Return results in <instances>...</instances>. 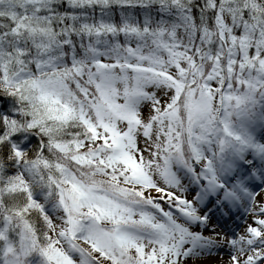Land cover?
I'll list each match as a JSON object with an SVG mask.
<instances>
[{
    "label": "snow or ice",
    "instance_id": "obj_1",
    "mask_svg": "<svg viewBox=\"0 0 264 264\" xmlns=\"http://www.w3.org/2000/svg\"><path fill=\"white\" fill-rule=\"evenodd\" d=\"M257 104L264 0H0V264H264Z\"/></svg>",
    "mask_w": 264,
    "mask_h": 264
},
{
    "label": "rangeland",
    "instance_id": "obj_2",
    "mask_svg": "<svg viewBox=\"0 0 264 264\" xmlns=\"http://www.w3.org/2000/svg\"><path fill=\"white\" fill-rule=\"evenodd\" d=\"M229 120L231 125L237 131L246 129L256 139L260 140L261 134H264V119H261V114H264V105L257 104L255 111L251 113V109L237 111L236 109L229 110ZM223 116V113L221 114ZM155 195V191L152 192ZM238 213V211H235ZM235 222V221H234ZM233 222H230V226ZM236 223V222H235Z\"/></svg>",
    "mask_w": 264,
    "mask_h": 264
},
{
    "label": "trees",
    "instance_id": "obj_3",
    "mask_svg": "<svg viewBox=\"0 0 264 264\" xmlns=\"http://www.w3.org/2000/svg\"><path fill=\"white\" fill-rule=\"evenodd\" d=\"M229 110H231V109H229ZM223 112L221 111V113L220 114H222Z\"/></svg>",
    "mask_w": 264,
    "mask_h": 264
}]
</instances>
